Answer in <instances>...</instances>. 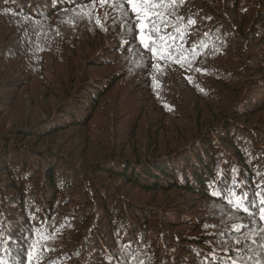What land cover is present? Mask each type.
<instances>
[{
	"label": "trees",
	"instance_id": "1",
	"mask_svg": "<svg viewBox=\"0 0 264 264\" xmlns=\"http://www.w3.org/2000/svg\"><path fill=\"white\" fill-rule=\"evenodd\" d=\"M0 118V264H264V0H0Z\"/></svg>",
	"mask_w": 264,
	"mask_h": 264
},
{
	"label": "rangeland",
	"instance_id": "2",
	"mask_svg": "<svg viewBox=\"0 0 264 264\" xmlns=\"http://www.w3.org/2000/svg\"><path fill=\"white\" fill-rule=\"evenodd\" d=\"M11 119H13V118H11ZM3 124V118H0V126ZM13 127H17V124L16 123H13ZM140 140H142L143 139V137L141 136V137H138ZM146 197H148L147 195H146Z\"/></svg>",
	"mask_w": 264,
	"mask_h": 264
}]
</instances>
